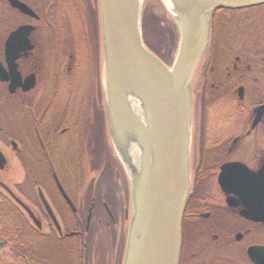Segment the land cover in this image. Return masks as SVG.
I'll use <instances>...</instances> for the list:
<instances>
[{
    "label": "flooded vegetation",
    "instance_id": "1",
    "mask_svg": "<svg viewBox=\"0 0 264 264\" xmlns=\"http://www.w3.org/2000/svg\"><path fill=\"white\" fill-rule=\"evenodd\" d=\"M17 1L38 18L22 13L11 0H0V67L4 78H0V154L6 160L0 167V264H93V254L99 259L98 264H124L125 237L122 234L118 238L116 224L119 212L125 214V220L128 218L133 181L130 183L116 169L111 155L104 154L103 134L97 141L92 138V113L87 121L93 141L91 164L99 169L105 155L108 164L103 168L109 169L113 193H108L109 186L101 179L104 170L98 171L102 194L98 191L91 198L85 231L67 229L69 210L77 216L82 214L68 190L66 176L59 172L57 151L61 144L67 146L69 142L74 148L73 159H77L78 125L68 116L60 118L57 125L53 123L51 78L47 70L52 50L46 47L50 38L45 39L43 48L41 37H37L40 25L52 20L49 0ZM21 26H33L34 30L25 42L15 40L7 50L10 35ZM28 80L33 88L24 91ZM192 80L199 91L194 92L192 99L191 184L181 219L178 264H264V3L212 12L207 47ZM12 82L19 86L10 93ZM100 96L99 81L92 101L95 113L104 114L96 101ZM6 105L14 111L8 117L4 114ZM19 121L30 126L29 142L14 128ZM11 158L24 170L15 191L4 179ZM56 180L76 211L70 208ZM25 183L30 184L29 192ZM5 186L33 212L40 226L34 224ZM40 191L60 229L44 207ZM106 198L114 207L104 202ZM98 199L102 204L96 205ZM6 204L13 206L14 214L24 225H16L13 230L4 225ZM99 206L110 220L105 228L114 232L112 236L105 235L102 245L96 242L104 237L102 231H96L102 226H93L91 230L92 221L98 220L94 215L97 207L103 211Z\"/></svg>",
    "mask_w": 264,
    "mask_h": 264
},
{
    "label": "water",
    "instance_id": "2",
    "mask_svg": "<svg viewBox=\"0 0 264 264\" xmlns=\"http://www.w3.org/2000/svg\"><path fill=\"white\" fill-rule=\"evenodd\" d=\"M175 1L181 6L190 5L188 0ZM11 2L22 13L38 18L25 4L17 0ZM138 2L139 0H100L108 104L114 129L116 118L124 109L127 85L123 82L135 83L141 88L147 104L146 127L138 126V134L144 138L149 136L151 143V154L143 160L142 175L138 183L133 185V224L125 264H178L181 219L191 184L189 86L185 88V84L194 75L207 47L213 10L254 7L263 4L264 0L192 1L191 11L176 20L180 47L171 68L145 46L141 27V3ZM33 30V26L18 28L8 39L7 50L15 40L25 42ZM2 73L3 69L0 67V78L4 79ZM18 86L19 84L14 85L12 82L9 92L13 93ZM32 88L30 80L23 86L24 91ZM5 164L6 160L0 154V167ZM224 171L225 167L222 168L223 173ZM56 181L70 208L76 211L58 180ZM5 189L26 210L34 224L40 226L33 212L9 188L5 186ZM40 198L55 226L60 229L41 191ZM90 219L91 211L87 227ZM138 224L142 227V233L132 243V230Z\"/></svg>",
    "mask_w": 264,
    "mask_h": 264
},
{
    "label": "rangeland",
    "instance_id": "3",
    "mask_svg": "<svg viewBox=\"0 0 264 264\" xmlns=\"http://www.w3.org/2000/svg\"><path fill=\"white\" fill-rule=\"evenodd\" d=\"M97 2L99 6H97ZM141 17L145 10L153 11V13L164 20L166 25L175 26L178 30L176 19L171 14L162 0H142L141 2ZM40 12L41 8L38 6ZM48 12L51 15L50 24H41V29L38 32V38L41 37V43L43 48L45 47V39H49V45L46 47L52 50V58L50 66L47 67L51 78V96L52 100V112L54 115L53 123L59 122V119L72 118L78 129L76 132L77 142L75 150H77L76 160L73 159V146L60 145L58 147L57 155L59 160L57 166L59 172H62L63 176L67 178V187L71 195H74L77 206L82 216L87 217V211L89 204L94 193H98L99 185L97 182L98 171L104 170L103 166H107V158L105 155L101 158V164L99 169H95L91 164L90 153L93 150V141H91V135L88 130L87 121L92 116L91 121H94L92 138L96 141L100 137L101 133L104 136L105 150L104 154L111 155L116 161L113 163L116 169L121 174H124L131 183L132 177L130 170L124 161L123 149H121L120 143H118L117 135L114 129V123L109 111L108 104V91L106 84V60L104 50L102 48V23H101V7L100 0H49ZM212 14V13H211ZM100 24V25H99ZM233 29V33H237V30ZM99 34L100 43L99 44ZM179 41L174 53V61L178 55L180 47V33ZM143 37V35H142ZM45 47V48H46ZM166 65L171 68L174 64ZM195 73V71H194ZM100 81V93L99 107L103 110V113H95L94 109L93 93L98 92ZM193 80L188 89V100L190 103V145L192 138V118L193 108L192 99L194 92L199 91L196 85L193 87ZM49 90V91H50ZM96 97V96H95ZM98 97V95H97ZM94 110V111H93ZM13 109L11 105H6L4 112L5 116L12 115ZM103 116H100V115ZM14 126L20 136L26 141L31 140V130L28 123L19 121ZM62 127V126H61ZM138 138H142L137 134L135 141ZM103 139V138H102ZM125 146V142L122 143ZM127 146V144H126ZM10 155V154H9ZM11 156V155H10ZM12 157V156H11ZM9 168L5 172L6 185L15 191L17 184L22 182L24 176V170L22 166L17 164L13 158L10 159ZM142 163L140 164V171L138 174L142 175ZM117 171V170H116ZM133 174V173H132ZM135 175V173H134ZM137 175V173H136ZM28 183H25V190L29 189ZM29 192V190H27ZM124 199L125 195H124ZM107 204L112 205V202L108 198L104 201ZM102 207V206H100ZM110 207H114L110 206ZM128 210V218L125 220V214L119 212L117 235L121 238V235L125 237L126 254L128 252L129 238L131 233V227L133 222V200L132 205ZM97 207L95 216L97 219L102 217V226L96 231H102L104 237L96 239L99 245H102L106 241V236L114 235L112 228H105V224L110 222L108 215ZM99 216V217H98ZM95 217V219H96ZM96 222L97 221H93ZM92 222V223H93ZM93 224V225H95ZM126 232V233H125ZM106 235V236H105ZM103 239V240H102ZM93 264H98L99 259L93 254ZM126 255L124 258V264ZM100 263V262H99Z\"/></svg>",
    "mask_w": 264,
    "mask_h": 264
},
{
    "label": "bare ground",
    "instance_id": "4",
    "mask_svg": "<svg viewBox=\"0 0 264 264\" xmlns=\"http://www.w3.org/2000/svg\"><path fill=\"white\" fill-rule=\"evenodd\" d=\"M162 1L174 18L179 20L183 14L191 11V2L194 0H188L190 1V5L186 4L188 7L179 5L175 0ZM195 1H199L201 3L205 0ZM141 2L142 0H139L138 3L140 4ZM192 79L193 76L188 78L185 88L190 86ZM123 83L124 85H127L125 86L124 109H122L121 114L118 118H116L115 131L118 143H120L121 149H123L122 152L124 161L130 170L133 184L136 185L140 178V175L138 174L140 171V164L142 163V160L146 159V157H149L151 154V143L149 136H147V138L141 136L142 138H138L131 142L130 139L136 138L138 134V126L141 125L144 128L146 127L147 104L144 99L143 92L137 84ZM124 142L127 146L126 144L125 146L122 144ZM141 233L142 227L139 224L135 225L132 230V243H135L139 239Z\"/></svg>",
    "mask_w": 264,
    "mask_h": 264
},
{
    "label": "trees",
    "instance_id": "5",
    "mask_svg": "<svg viewBox=\"0 0 264 264\" xmlns=\"http://www.w3.org/2000/svg\"><path fill=\"white\" fill-rule=\"evenodd\" d=\"M97 6H99L97 2ZM100 25V24H99ZM142 35L145 46L157 57L159 58L165 65H171L174 61V53L176 50L177 43L179 41V34L177 28L173 26L166 25L164 20L160 17L156 16L153 11L145 10L142 15ZM100 34H99V44L98 47L101 46L100 43ZM97 166H94L96 169ZM111 177V176H110ZM109 177V169H104V174L102 176V181L107 183L109 186L108 193L112 195L113 191L110 187H112V178ZM111 185V186H110ZM100 193V191H99ZM102 194V192L100 193ZM102 201L96 202L100 204ZM102 204V203H101ZM100 207V206H99ZM13 206L7 205L3 209V223L10 230H13L16 225H24V222H21L19 217L16 216L13 211ZM81 217V218H80ZM99 217V216H98ZM81 220H80V219ZM86 218L85 216H77L71 210H69L67 215V229L69 231H85L86 226ZM103 220L102 217H99L98 220L91 223V230L93 226H97L99 220ZM95 224V225H93ZM76 238H69L67 240L73 241ZM14 246L17 247L16 242H14Z\"/></svg>",
    "mask_w": 264,
    "mask_h": 264
}]
</instances>
